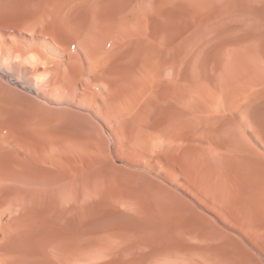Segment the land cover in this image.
Returning <instances> with one entry per match:
<instances>
[{
  "label": "rangeland",
  "instance_id": "rangeland-1",
  "mask_svg": "<svg viewBox=\"0 0 264 264\" xmlns=\"http://www.w3.org/2000/svg\"><path fill=\"white\" fill-rule=\"evenodd\" d=\"M165 1L55 0V5H71V12L82 6L81 14H76L89 15L91 9V15L86 16L89 19L95 15L92 9L96 14L108 9L105 17L113 20L119 34L117 46H106L103 51L110 54L116 49L112 59L120 62L121 70L118 75L104 77V83H90L87 54L93 51L99 56L102 52V42L95 43L91 36L88 39L93 44L85 50L47 22L34 27L27 19L12 32L0 34L1 49L36 50L51 63L53 82L70 78L72 83L28 90L25 83L18 86L20 79L15 73H8L10 80L0 73V138L13 144L20 135L32 133L65 139L70 171L76 174L83 169L86 173L89 244H113L115 252L128 247L126 253H131L129 261L124 259L125 253L112 264H264V161L249 165L199 139L197 114L190 111L196 102L188 94V83L199 68L197 48L205 41V36L199 35L201 30H216L224 22L240 26L255 34L248 43L257 48L264 34V0ZM177 2H182L187 12L198 13L200 20L192 28L195 34L188 31L173 37L165 30L166 12L176 9ZM34 28L38 29L36 35ZM130 97L136 100L129 112L124 102ZM218 128L224 133L231 129L239 138L242 135L240 141L245 146L264 156L263 148L248 132L241 134L222 121ZM236 169L242 179L237 183L228 176ZM238 189L243 191L241 195L235 194ZM62 201L44 205L60 212L66 206ZM75 201H70L73 213L78 208Z\"/></svg>",
  "mask_w": 264,
  "mask_h": 264
},
{
  "label": "bare ground",
  "instance_id": "bare-ground-1",
  "mask_svg": "<svg viewBox=\"0 0 264 264\" xmlns=\"http://www.w3.org/2000/svg\"><path fill=\"white\" fill-rule=\"evenodd\" d=\"M105 1L107 2V0ZM176 5V9L166 12L165 30L173 37L182 36L188 31H190V34H195L192 28L200 20V17L197 19L198 13L194 10L187 12L182 2H177ZM88 6L87 8H89ZM77 7L74 6L73 9ZM81 7L78 8V11L71 12V5H55V0H0V34L12 32L22 19H27L31 21L34 27L47 22L52 29L61 31L68 40L77 42L76 44L80 48H86L85 50L90 47L88 44L92 43L88 39L91 36L90 39L93 37L95 43H97L96 41H98V44L102 42V52L99 50L101 52L99 56L95 55L93 51L87 54L88 59L91 61L88 71L91 76L90 83H93V81L104 83V77L118 75L121 70L120 62L118 63L117 60L112 59V53L116 49L110 54H105L103 51L106 46L111 48L117 46L119 31L112 23L113 20L111 22L108 16L105 17L106 13L104 12L108 11L106 7V11L100 13L97 11V14L95 13L96 9H92L95 15L92 12L94 17L90 16V19L86 16L91 15V9L88 10L89 15H80V12H82L80 11ZM98 7L101 9L103 6L100 7L99 5ZM109 8L111 9V5ZM77 12L80 14H76ZM224 23L221 25L219 23L217 25L219 28L217 27L216 30L212 28L211 31L207 30L208 32H206L204 29L199 34L205 36V38L202 36L205 41L201 38L202 45L200 44L201 46L199 45L200 47L197 48L199 55L197 76L191 82L188 80V88H191L188 94L195 98L196 102H194L196 105L193 104L194 107H191L190 111L197 114L201 128V132L198 134L202 133L201 136H198L199 139L203 138L205 139L204 142L206 141L212 147L220 151L226 150L229 155L239 156L247 161L249 165H253L259 159L264 161L262 153L257 152L247 144L246 147L240 141L244 137L240 135L242 138H239L237 132L231 131V129L226 133L222 132L219 130L218 124L222 121L239 129L241 134L242 132H248L264 150V34L260 35L258 32L262 38L256 48L250 45V42L248 43L249 37L255 34L253 35L243 27ZM222 26L224 27L222 28ZM199 32H196V34ZM32 33L36 35L38 29H32ZM206 36L208 37L206 38ZM129 43H132V41ZM83 44H85L84 47ZM130 52L128 49L129 59L131 58ZM183 58L185 57L183 56ZM131 63V59L128 60L129 68H131ZM50 64L36 50L10 52L0 48V73H2L3 78L10 80L8 73H15L20 79V81L17 79L18 86L25 83L28 85V88H26L28 90H38L46 84L48 86L55 84L66 87L72 85L69 81L70 78L53 82ZM114 96L112 99L115 98ZM133 100V97H130L126 103L124 102L125 108L129 112L132 110L136 99ZM113 101L114 99L110 102ZM28 110L26 111L28 112ZM30 112L32 113V111ZM73 116L75 115L73 114ZM78 120H81V117ZM32 134L20 135L14 144L9 143L4 137L0 138V264H112L114 258L125 254L129 248H121L118 252H115L113 244H99L98 242L89 244L88 236L91 232L88 231L85 223L87 209L85 205L84 177L86 173L84 174L83 169L76 174L70 171L68 162L70 149L65 139ZM246 172L249 171L246 170ZM239 174L237 169L232 171L228 175L229 180L237 183L242 180ZM209 181L212 182L213 180ZM247 182L249 181H246V184ZM240 192L243 191L241 189L240 191L239 189L235 190V194L241 195ZM73 198L78 203L76 213H73V208L71 209L70 206V201ZM58 199H62L66 205L60 212L53 211L51 208L46 209L45 202L53 203ZM94 233L91 235H94ZM104 235L106 237V234ZM128 253H126V257L124 256L126 261L130 260L131 253Z\"/></svg>",
  "mask_w": 264,
  "mask_h": 264
}]
</instances>
